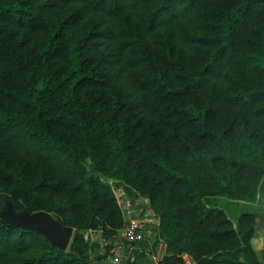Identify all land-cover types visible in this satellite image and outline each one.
<instances>
[{
  "label": "trees",
  "instance_id": "1",
  "mask_svg": "<svg viewBox=\"0 0 264 264\" xmlns=\"http://www.w3.org/2000/svg\"><path fill=\"white\" fill-rule=\"evenodd\" d=\"M115 180L163 264H259L254 214L206 199L264 193V0H0V201L74 229L64 250L0 215V264H101L85 233L124 224Z\"/></svg>",
  "mask_w": 264,
  "mask_h": 264
},
{
  "label": "rangeland",
  "instance_id": "2",
  "mask_svg": "<svg viewBox=\"0 0 264 264\" xmlns=\"http://www.w3.org/2000/svg\"><path fill=\"white\" fill-rule=\"evenodd\" d=\"M112 189L114 191V194L117 199V203L121 209V213L124 217V214L126 215L124 222H127L129 219L136 218L139 216L141 213L137 212L136 206L143 205L142 202L136 204L137 199H141V197H137V195L134 193V190L128 186L124 181L122 180H115L112 183ZM1 205H0V215L4 220H34V219H39L40 215L42 213H49L55 219L58 221V224H61L60 220L58 217L55 216L53 212L49 211H36L33 213H28L26 211H14L11 208V205L7 202L6 199L2 198L1 199ZM206 202L211 203L213 205L220 206L223 208L227 214V216H230V208H232L233 205L228 204L229 201L228 199H223V197L219 196H214L206 199ZM146 204V203H144ZM147 207V205H146ZM149 208V207H148ZM149 210V209H148ZM145 213V222L144 224L146 227V230H157V222H159V218L157 215L153 213L152 210L146 211ZM237 220L234 222L236 224ZM74 234V229L72 228V232L69 238V241L67 245L65 246L64 250H67L69 248V245L71 243L72 237ZM85 236L88 239V246H91V251L89 250V258L93 260L97 256L99 257V260L101 264H110L109 259H108V254L110 250L109 244H111V241L113 240V232L111 229H109L107 226L104 225V223L97 219V218H91L89 223H88V228L86 229ZM154 237V236H153ZM252 246L255 251V254L257 258H261L262 261H259V264H264V249H261V244L256 238H252ZM108 248V254L105 257V250ZM88 252V251H87ZM236 260L240 262H245L247 255L245 253H242L240 251L235 253ZM147 258V257H146ZM146 258H139L136 262L137 264H146V262H149ZM223 258V257H221ZM220 258V259H221ZM149 259V258H148Z\"/></svg>",
  "mask_w": 264,
  "mask_h": 264
},
{
  "label": "built area",
  "instance_id": "3",
  "mask_svg": "<svg viewBox=\"0 0 264 264\" xmlns=\"http://www.w3.org/2000/svg\"><path fill=\"white\" fill-rule=\"evenodd\" d=\"M154 241L140 219H129L113 234V240L109 244V263L128 264L150 256L151 264H163V256L154 250ZM179 256L180 264H196L195 259L187 252H182Z\"/></svg>",
  "mask_w": 264,
  "mask_h": 264
},
{
  "label": "crops",
  "instance_id": "4",
  "mask_svg": "<svg viewBox=\"0 0 264 264\" xmlns=\"http://www.w3.org/2000/svg\"><path fill=\"white\" fill-rule=\"evenodd\" d=\"M219 197H221V198L223 197V199H228L229 201H231V202H228V204H231L233 206H232V208L229 209L230 210L229 211L230 216H228V217L233 221V223L237 220L238 216L242 213L248 212V213L254 214V216H255V227H254V229L255 230H254L253 238H256L259 241V243L261 244V249H264V193L258 192L256 199L253 202L240 200V199H230V198H227L224 196H219ZM140 202H142L143 205L136 206V209H132V211L136 210L137 212H140L141 214L139 216H137L136 218L140 219L144 223L146 221L144 212L149 211L151 209L149 207L148 199L141 198V199L136 200V204L140 203ZM144 203H146V204H144ZM146 205H147V207H146ZM125 217H126V215L124 214V219H125ZM157 224H159V222H157ZM145 225H147V224H144V226ZM148 231H149V234L151 235V239L155 240L154 241L155 242L154 243V250L156 251L157 254L164 257L166 255V242L163 238H161L159 236V230H154L155 231L154 234H153V230H148ZM253 246H254V243H253ZM254 248H255V246H254ZM144 258H146V257L144 256ZM146 259L149 261V262H146V264H151L150 256H147ZM258 260L262 261L261 258H258Z\"/></svg>",
  "mask_w": 264,
  "mask_h": 264
},
{
  "label": "water",
  "instance_id": "5",
  "mask_svg": "<svg viewBox=\"0 0 264 264\" xmlns=\"http://www.w3.org/2000/svg\"><path fill=\"white\" fill-rule=\"evenodd\" d=\"M42 214H46L47 218H49V219L56 220L55 217H53L49 213L45 212ZM5 221H8V220H5ZM9 222H13L17 225L24 227V228L39 232L44 237H46L49 241L58 245L62 249H64L65 246L67 245L69 238H70V235H71V232H72V227L65 226L62 224H58L57 220H56L57 225L46 223L41 218L34 219V220H19V221L10 220ZM85 261L87 263L92 262L90 258H86Z\"/></svg>",
  "mask_w": 264,
  "mask_h": 264
},
{
  "label": "bare ground",
  "instance_id": "6",
  "mask_svg": "<svg viewBox=\"0 0 264 264\" xmlns=\"http://www.w3.org/2000/svg\"><path fill=\"white\" fill-rule=\"evenodd\" d=\"M40 218H41L44 222H46V223L53 224V225H57L56 220H53V219H49V218H47V215H46V214H41V215H40Z\"/></svg>",
  "mask_w": 264,
  "mask_h": 264
}]
</instances>
